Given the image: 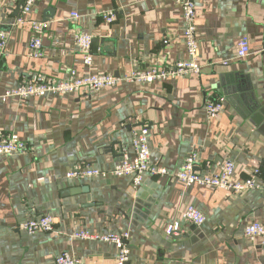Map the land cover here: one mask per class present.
Here are the masks:
<instances>
[{
	"label": "crops",
	"instance_id": "crops-1",
	"mask_svg": "<svg viewBox=\"0 0 264 264\" xmlns=\"http://www.w3.org/2000/svg\"><path fill=\"white\" fill-rule=\"evenodd\" d=\"M24 1L0 0L9 33L0 54V134L16 133L31 148L0 154V264H57L64 251L82 264H114L118 248L78 238L81 230L130 231L131 264H264V238L245 236L250 223L264 224V0H195L201 74L7 98L6 90L36 76L124 77L188 56L177 0H36L19 22ZM110 12L113 23L105 18ZM33 20L46 23L41 56L30 50ZM77 32L93 36L91 65ZM243 37L251 54L238 60ZM220 96L223 111L210 118L205 101ZM144 129L152 163L171 174L193 155L202 174L232 160L236 178L257 174L261 187L235 194L186 186L171 174H146L139 187L129 176H67L81 166L110 170L125 155L133 160L135 133ZM189 206L206 215L203 225L183 219ZM43 214L54 215L53 231L23 228ZM175 221L185 231L170 237L166 228Z\"/></svg>",
	"mask_w": 264,
	"mask_h": 264
},
{
	"label": "built area",
	"instance_id": "built-area-1",
	"mask_svg": "<svg viewBox=\"0 0 264 264\" xmlns=\"http://www.w3.org/2000/svg\"><path fill=\"white\" fill-rule=\"evenodd\" d=\"M36 0H25L22 5V14L19 22H24V15L29 13ZM183 8L184 16V41L187 49V58L178 61L174 65L167 68H149L145 70H135L129 76L116 77L112 74H88L78 76L75 71L70 72V77L61 81H52L45 76H36L31 80H26L16 88L6 90L4 97H20L30 98L34 96H45L48 93H81L83 91H99L107 87L116 85L118 82L138 81V82H154L156 80H166L189 74H201L204 65L201 63V53L197 38L196 25V1L195 0H177ZM74 17L79 14L74 12ZM116 16L113 12L105 14L108 23H113ZM32 26L35 35L30 41L31 53L35 56L43 55V41L41 32L46 28L43 21L33 20ZM75 39L83 54L84 62L88 65L93 63V36L77 32ZM9 41V33L4 30L0 20V54H4ZM166 43L168 41H165ZM250 41L247 37L240 39L236 58L243 60L250 56ZM226 98L220 96L217 98L209 97L205 101V108L210 118L217 117L224 108ZM134 147L136 156L130 160L127 155L112 169L103 170L90 166H81L70 170L67 174L70 178L81 176H129L132 177L133 185L139 187L144 182L146 174L151 175H170L171 172L160 164H153L151 159V148L149 146V138L147 130L136 132L134 136ZM28 143L23 141L16 133L0 134V154H14L30 150ZM197 156H189L182 167L174 171L172 176L182 181L186 186L199 185L203 187L221 188L235 194L242 193L249 189L260 188L261 185L257 181L256 175L245 179L236 178V164L232 160H225L219 165V173L202 174L196 169ZM182 217L185 221L193 226H201L206 222V215L195 206H189L183 213ZM54 215L43 214L26 221L23 228L28 232L38 230L53 231ZM184 228L179 221L169 224L166 228L168 236H180L184 232ZM75 236L82 239L101 240L103 242L114 244L118 248V255L114 264H131L130 263V231H120L116 233L98 234L88 230H81L75 233ZM245 236L251 240L264 238V224L254 221L246 226ZM57 264H82L81 260L68 251H64L56 259Z\"/></svg>",
	"mask_w": 264,
	"mask_h": 264
}]
</instances>
